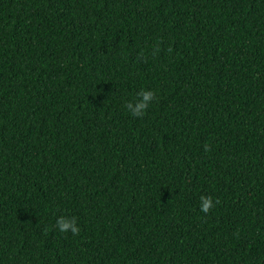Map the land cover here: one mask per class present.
<instances>
[{"label": "trees", "instance_id": "trees-1", "mask_svg": "<svg viewBox=\"0 0 264 264\" xmlns=\"http://www.w3.org/2000/svg\"><path fill=\"white\" fill-rule=\"evenodd\" d=\"M0 264H264V0H0Z\"/></svg>", "mask_w": 264, "mask_h": 264}, {"label": "clouds", "instance_id": "clouds-1", "mask_svg": "<svg viewBox=\"0 0 264 264\" xmlns=\"http://www.w3.org/2000/svg\"><path fill=\"white\" fill-rule=\"evenodd\" d=\"M139 99L136 100L134 106L131 103L125 105L126 109L130 112L131 115L135 117H141L145 114L146 110L150 106V102L154 97V92L151 89H141L136 93ZM206 150H207V146ZM213 201L211 197L200 198V211L207 213L210 208H212ZM56 227L60 232L71 231L73 235L78 234L79 226L74 222L73 219L65 217L63 215L56 218Z\"/></svg>", "mask_w": 264, "mask_h": 264}]
</instances>
